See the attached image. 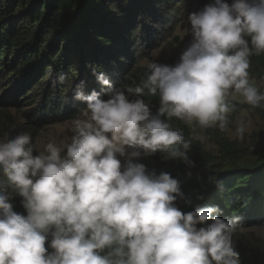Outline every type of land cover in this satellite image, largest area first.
<instances>
[{"label":"clouds","instance_id":"1","mask_svg":"<svg viewBox=\"0 0 264 264\" xmlns=\"http://www.w3.org/2000/svg\"><path fill=\"white\" fill-rule=\"evenodd\" d=\"M188 19L192 40L174 66L148 63L145 78L120 87L93 68L101 91L77 86L86 107L70 142L40 151L27 132L0 139V264H240L239 217L223 218L218 205L181 211L180 181L137 159L161 153L193 166V140L226 132L233 101L264 106L249 75L250 57L264 53V0H213ZM156 95L153 114L143 97ZM247 127L236 123L237 139ZM9 189L27 215L14 211Z\"/></svg>","mask_w":264,"mask_h":264},{"label":"trees","instance_id":"2","mask_svg":"<svg viewBox=\"0 0 264 264\" xmlns=\"http://www.w3.org/2000/svg\"><path fill=\"white\" fill-rule=\"evenodd\" d=\"M184 1L0 0V88L12 89L7 104L20 105L36 87L43 88L46 99L57 92L62 101L81 82L85 91H101L93 68L106 73L117 87L139 83L148 69L138 65L137 55L144 47L153 50L164 41L162 30L171 23L173 4ZM179 58L174 56L167 64L174 66ZM249 73L261 81L259 90L264 92V53L250 57ZM143 99L155 114L159 95ZM232 103L233 113L252 109L264 120V106ZM170 123L182 129L186 139L191 138L187 124L175 118ZM213 141L223 157L235 159V142L221 135H214ZM206 155L201 142L193 140L189 151L193 166L164 159L161 153L137 159L148 171L168 172L180 181L184 197L175 203L181 211L218 205L223 218L239 217L237 230L263 225L264 163L254 169L213 171L205 166ZM8 191L14 211L27 215L22 198ZM250 264H264V249Z\"/></svg>","mask_w":264,"mask_h":264},{"label":"rangeland","instance_id":"3","mask_svg":"<svg viewBox=\"0 0 264 264\" xmlns=\"http://www.w3.org/2000/svg\"><path fill=\"white\" fill-rule=\"evenodd\" d=\"M212 2L213 0L175 2L173 4L175 13L168 21L171 23L162 30L164 41H161L160 45L153 50H149L150 47H144L137 55L138 65L145 67L151 62L167 64L172 57L181 55L192 40L189 14L201 10L206 4ZM249 75L254 85L260 89L261 81L254 74L249 73ZM11 90L0 88V139L6 135L12 137L20 132H27L32 135L33 143L40 151L44 150V145L49 140H54L61 145L70 142L72 120L80 114L81 109L86 107L83 101L74 99V89H69L62 101L57 92L46 99L43 88L36 87L29 93L28 99H23L18 106L7 104ZM90 92L89 89L85 91L86 94ZM102 98L108 97L102 95ZM130 99H134V96ZM239 120H244L248 126L243 140L237 139L235 135L236 123ZM189 129L191 136L194 135L192 129L190 127ZM202 134L204 140L201 144L208 154L205 157V166L210 170L225 171L239 167L254 169L264 163V120L252 109H242L236 114L232 113L226 132H221L218 128H210L204 130ZM214 135H221L235 142V159L230 160L222 156L219 147L213 141ZM34 154L37 153L34 152ZM119 158L121 162L125 160L124 157ZM143 158L144 156L138 159ZM233 238L240 253V264H250L264 249V224L240 228L236 230Z\"/></svg>","mask_w":264,"mask_h":264},{"label":"water","instance_id":"4","mask_svg":"<svg viewBox=\"0 0 264 264\" xmlns=\"http://www.w3.org/2000/svg\"><path fill=\"white\" fill-rule=\"evenodd\" d=\"M175 40H177V38H175Z\"/></svg>","mask_w":264,"mask_h":264}]
</instances>
